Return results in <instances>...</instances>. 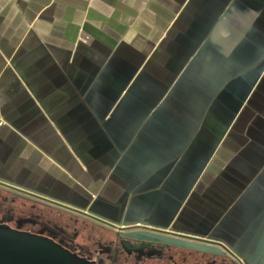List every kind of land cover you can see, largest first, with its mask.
Segmentation results:
<instances>
[{
  "label": "crops",
  "instance_id": "1",
  "mask_svg": "<svg viewBox=\"0 0 264 264\" xmlns=\"http://www.w3.org/2000/svg\"><path fill=\"white\" fill-rule=\"evenodd\" d=\"M0 190L264 264V0H0Z\"/></svg>",
  "mask_w": 264,
  "mask_h": 264
},
{
  "label": "flooded vegetation",
  "instance_id": "2",
  "mask_svg": "<svg viewBox=\"0 0 264 264\" xmlns=\"http://www.w3.org/2000/svg\"><path fill=\"white\" fill-rule=\"evenodd\" d=\"M17 199L22 202L16 204ZM27 199L28 196L0 190V226L48 238L85 264H221L215 254L178 245L205 238L164 230L137 235L145 240L133 239V233L128 235L85 217L51 215L47 211H54L52 207Z\"/></svg>",
  "mask_w": 264,
  "mask_h": 264
},
{
  "label": "water",
  "instance_id": "3",
  "mask_svg": "<svg viewBox=\"0 0 264 264\" xmlns=\"http://www.w3.org/2000/svg\"><path fill=\"white\" fill-rule=\"evenodd\" d=\"M18 194L35 197L44 201L45 203H49L51 205H57L60 207L62 204H58L57 202H53L52 200H48L46 198H42L30 192H21L15 191ZM70 209V208H69ZM83 213V212H79ZM94 218V217H93ZM96 222L108 225L110 227H114V229L118 231H126L130 238L133 239H141L145 240L146 238L142 236H137L146 231H152L154 233L163 232L164 229L155 228L151 226H147L145 224H134V225H123L118 226L116 224H108L97 218H94ZM170 231V230H168ZM173 232V231H171ZM175 233V231H174ZM137 236V237H136ZM196 239V238H195ZM190 247H199V250L203 253L207 254H215L221 260V264H224L227 261V264H243L239 257L227 246L223 243L214 241V240H206V239H196L188 242H183L182 244ZM0 264H85L81 259H78L74 255L70 254L67 250L63 249L59 245H57L52 240L38 236L29 234L27 232H21L17 230H13L9 227H1L0 226Z\"/></svg>",
  "mask_w": 264,
  "mask_h": 264
},
{
  "label": "rangeland",
  "instance_id": "4",
  "mask_svg": "<svg viewBox=\"0 0 264 264\" xmlns=\"http://www.w3.org/2000/svg\"><path fill=\"white\" fill-rule=\"evenodd\" d=\"M2 194H5V193H2ZM22 201H19L18 199L16 200V204H20ZM27 203V205L29 204L28 202H26ZM40 210H42V211H44V213H45V211H47V209H42V208H40ZM47 213H50L51 215H54L55 216V211H47ZM91 229L93 228V226L92 225H88Z\"/></svg>",
  "mask_w": 264,
  "mask_h": 264
}]
</instances>
